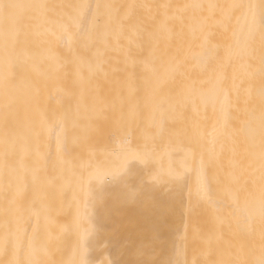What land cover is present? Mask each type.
Masks as SVG:
<instances>
[{
  "label": "snow or ice",
  "instance_id": "obj_1",
  "mask_svg": "<svg viewBox=\"0 0 264 264\" xmlns=\"http://www.w3.org/2000/svg\"><path fill=\"white\" fill-rule=\"evenodd\" d=\"M105 137L117 164L100 162ZM53 138L61 165L69 142L82 153L76 224L99 210L70 261L48 212ZM174 146L185 171L198 160L201 194L178 240L167 233L180 187L126 179ZM108 182L120 184L111 205ZM129 204L153 211L128 222V258L93 257ZM0 264H264V0H0Z\"/></svg>",
  "mask_w": 264,
  "mask_h": 264
},
{
  "label": "bare ground",
  "instance_id": "obj_2",
  "mask_svg": "<svg viewBox=\"0 0 264 264\" xmlns=\"http://www.w3.org/2000/svg\"><path fill=\"white\" fill-rule=\"evenodd\" d=\"M53 103L55 101L53 100ZM208 128H211V121L208 122ZM131 138L135 141L139 137V130L133 126L131 129ZM166 143V142H165ZM112 138L105 137L98 145L97 155L100 156V162L109 164H117L118 161L115 157L110 160L103 154V149L107 148L109 151L113 147ZM45 152L49 153L46 167L49 175L57 177V186L51 191L49 200L50 207L49 214L52 216L56 225L63 228V231L58 232V239L56 240V254L57 259L70 261L74 258L77 250V244L84 233V229L92 227V223L99 215V210L93 212L89 207L87 209V216L83 221V226L76 224L77 210L81 214L84 213V201L87 199V172L80 167L81 150L69 142L68 151L65 160L68 162L66 165H61L55 160L56 157V144L53 138L50 144L45 148ZM86 156L87 154H83ZM183 151L179 146L172 148L161 147L160 155L157 156L155 161L149 166L148 170L143 168H134L132 172L126 177L131 187H136L141 182L147 184L149 177L153 173H160L164 176L167 188L179 186L181 195L180 202L178 203L174 213L168 217V224L170 225V232L167 233L170 240H178V235L184 232L185 224L188 222L186 210L190 206H195L200 200V193L197 187V167L198 160L192 165L190 171H185L182 167ZM55 163V167L53 166ZM169 170L179 172L181 178L179 181L173 177L168 176ZM81 176L85 178L83 189L79 183ZM60 185H63L61 191ZM167 188L161 186L153 191L152 195L156 202H160L165 198ZM105 192L108 194L106 203L111 205L114 199L118 196L120 184L118 182H108L104 185ZM215 195V192H212ZM152 209L145 207L142 204H129L126 207L120 208L113 213L112 222L105 225L108 232L112 234L106 238V241H101L102 255L92 253L93 257L99 259L107 258H128L127 256L121 257L119 255L120 245L129 239V231L127 228L129 221H137L140 224H149L152 217ZM193 219H200V213L193 216ZM207 219V218H205ZM202 222V221H201ZM210 223V221H209ZM113 229L116 231L113 232ZM106 243V247L104 246ZM190 258V256H189Z\"/></svg>",
  "mask_w": 264,
  "mask_h": 264
}]
</instances>
